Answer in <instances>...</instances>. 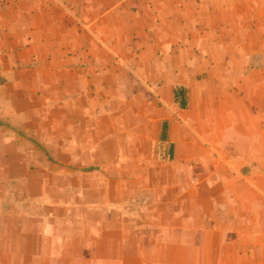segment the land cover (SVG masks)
Returning <instances> with one entry per match:
<instances>
[{
    "label": "crops",
    "instance_id": "crops-1",
    "mask_svg": "<svg viewBox=\"0 0 264 264\" xmlns=\"http://www.w3.org/2000/svg\"><path fill=\"white\" fill-rule=\"evenodd\" d=\"M260 20L0 0V264H264V77L207 73Z\"/></svg>",
    "mask_w": 264,
    "mask_h": 264
},
{
    "label": "rangeland",
    "instance_id": "rangeland-1",
    "mask_svg": "<svg viewBox=\"0 0 264 264\" xmlns=\"http://www.w3.org/2000/svg\"><path fill=\"white\" fill-rule=\"evenodd\" d=\"M264 21H257V30L255 36H244L239 38L240 56L237 64L235 53H225L223 66L218 63L208 70L213 77H234L237 80L247 78L249 76L264 77ZM245 31V30H244ZM242 32V30H241Z\"/></svg>",
    "mask_w": 264,
    "mask_h": 264
}]
</instances>
